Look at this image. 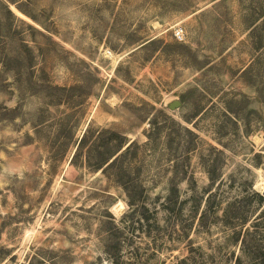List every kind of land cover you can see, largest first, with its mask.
I'll list each match as a JSON object with an SVG mask.
<instances>
[{"label": "rangeland", "instance_id": "1", "mask_svg": "<svg viewBox=\"0 0 264 264\" xmlns=\"http://www.w3.org/2000/svg\"><path fill=\"white\" fill-rule=\"evenodd\" d=\"M0 264H264V0H0Z\"/></svg>", "mask_w": 264, "mask_h": 264}, {"label": "water", "instance_id": "2", "mask_svg": "<svg viewBox=\"0 0 264 264\" xmlns=\"http://www.w3.org/2000/svg\"><path fill=\"white\" fill-rule=\"evenodd\" d=\"M180 105V101L179 100H174L172 102L169 103V108H176L177 106Z\"/></svg>", "mask_w": 264, "mask_h": 264}, {"label": "bare ground", "instance_id": "3", "mask_svg": "<svg viewBox=\"0 0 264 264\" xmlns=\"http://www.w3.org/2000/svg\"><path fill=\"white\" fill-rule=\"evenodd\" d=\"M115 209H116V208H115ZM115 209H114V210H115ZM118 210H119V209H118Z\"/></svg>", "mask_w": 264, "mask_h": 264}]
</instances>
